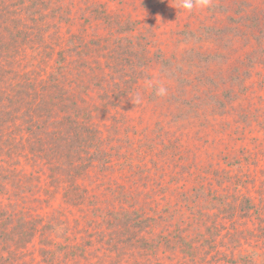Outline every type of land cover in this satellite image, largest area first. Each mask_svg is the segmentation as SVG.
<instances>
[{
  "label": "trees",
  "instance_id": "16d2710c",
  "mask_svg": "<svg viewBox=\"0 0 264 264\" xmlns=\"http://www.w3.org/2000/svg\"><path fill=\"white\" fill-rule=\"evenodd\" d=\"M35 1L0 0V264H264V122L201 60L156 54L139 13L163 1L101 0L63 38L42 20L57 0ZM244 3L198 27L224 38L252 11L264 29Z\"/></svg>",
  "mask_w": 264,
  "mask_h": 264
},
{
  "label": "rangeland",
  "instance_id": "374dc122",
  "mask_svg": "<svg viewBox=\"0 0 264 264\" xmlns=\"http://www.w3.org/2000/svg\"><path fill=\"white\" fill-rule=\"evenodd\" d=\"M28 1L30 4H35L38 9L42 5L35 0ZM103 1L106 2V0ZM162 1V8L157 6L159 10H153L154 13L149 10H142L139 13L142 20L153 23L156 54L160 52L157 51L159 48L161 51L165 49L167 53L173 51L181 59L195 57L198 59L197 61L201 60L204 63L203 65L200 64V67H206L205 76L214 78L223 86L222 98L229 101V96H236L233 102L239 111L252 112L255 118L264 122V65L256 66L258 61L264 58V29L260 25V21H256L254 13L252 11L249 13L245 19V24L242 23L237 32H228L229 35L224 34V38L217 35L214 37L206 35L207 33L198 27L203 25L222 28L226 23L227 15L223 12L216 14L215 5L209 7L213 0H209L205 7L195 8L191 13L179 8L178 1L177 3L175 0ZM99 2L101 0H57L50 7L45 5L44 13H48V15L42 20L48 18L55 20L56 22H52L48 29H61L63 38L69 34V31L70 33L73 30L79 31V28L85 24L87 17L94 19L95 17L91 14H93L94 6ZM244 4L248 8H264V0H245ZM33 6H30L29 9L33 10ZM56 8L59 10L52 13ZM140 9L142 8L140 7ZM240 12L241 9L235 16H238ZM90 24L93 27H99L102 22H95L94 20L87 23V25ZM194 28H197L205 37L195 41L191 38L192 36H188L190 30ZM65 32L67 33L65 34ZM65 47L66 42L62 46H56V51L61 48L64 50ZM188 49H192L193 52L187 51ZM161 68L162 63H158L152 74L158 76ZM191 70L193 72H195L194 70L198 71L195 67ZM209 91L211 97L216 93L215 85L211 82Z\"/></svg>",
  "mask_w": 264,
  "mask_h": 264
},
{
  "label": "clouds",
  "instance_id": "9594fccd",
  "mask_svg": "<svg viewBox=\"0 0 264 264\" xmlns=\"http://www.w3.org/2000/svg\"><path fill=\"white\" fill-rule=\"evenodd\" d=\"M209 3V0H178L179 8L191 13L197 7H205ZM145 90H152L154 95L163 97L168 93L167 87L160 81L153 79H145L144 85ZM135 104H140L143 102V96L140 92H137L132 98Z\"/></svg>",
  "mask_w": 264,
  "mask_h": 264
}]
</instances>
